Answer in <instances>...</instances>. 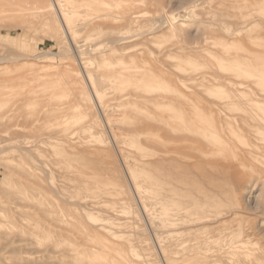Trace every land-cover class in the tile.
Listing matches in <instances>:
<instances>
[{
    "label": "rangeland",
    "instance_id": "obj_1",
    "mask_svg": "<svg viewBox=\"0 0 264 264\" xmlns=\"http://www.w3.org/2000/svg\"><path fill=\"white\" fill-rule=\"evenodd\" d=\"M0 210V264H264V0H0Z\"/></svg>",
    "mask_w": 264,
    "mask_h": 264
},
{
    "label": "bare ground",
    "instance_id": "obj_2",
    "mask_svg": "<svg viewBox=\"0 0 264 264\" xmlns=\"http://www.w3.org/2000/svg\"><path fill=\"white\" fill-rule=\"evenodd\" d=\"M49 7H51V8H54L56 11H57V13H58V15H59V18L61 19V18H63V19H66L65 18V11L63 10L61 13H60V5H59V3H57L56 1L54 2V3H52V2H50V5H49ZM46 10H48V9H46ZM45 11V10H44ZM51 10H49V12H50ZM64 21V20H63ZM65 26V25H64ZM65 28V27H64ZM63 30V29H62ZM66 32V31H65ZM67 33V32H66ZM120 40H122V39H120ZM168 118V117H167ZM158 120H160V119H158ZM163 120H164V118H163ZM142 122H144V121H142ZM258 125V124H257ZM164 155V154H163ZM199 155V154H198ZM160 160V159H159ZM169 160V159H168ZM163 161V160H162ZM215 161V160H214ZM159 162H161V161H159ZM158 162V163H159ZM143 198V197H142ZM204 205H203V207H213V205L212 204H209L208 202L206 203H203ZM235 209V208H234ZM237 210V209H236ZM233 211V210H232ZM2 213H3V210H0V216H3L2 215ZM229 213V212H228ZM149 215H152V214H149ZM232 216V215H231ZM209 217V216H208ZM207 217V218H208ZM147 218H149V217H147ZM231 218V217H230ZM223 219V218H222ZM9 221H8V223L7 224H3L2 223V221L0 220V244H2L3 243V241L4 240H6L7 239V233L6 232H3V229H2V227L3 226H5V227H8V226H13L14 225V221L13 220H10V219H8ZM223 220H225V219H223ZM219 219H215L214 221H211L210 219L209 220H207V222L205 223V225L204 226H211V225H215L216 223H219ZM157 233V232H156ZM195 237H196V235H195ZM245 240H242V241H239V242H236L235 244L237 245V244H241V245H244L245 244ZM9 243V242H8ZM7 243V244H8ZM10 244V243H9ZM13 245V244H12ZM202 245V244H201ZM233 246V245H232ZM232 248V247H231ZM236 248H238V246L236 247ZM161 249V248H160ZM234 249V248H233ZM217 253V252H216ZM162 254H163V252H162ZM215 254V253H214ZM213 254V255H214ZM220 256H222L221 254H219ZM163 257H165L164 255H163ZM165 259V258H164ZM164 261H166V260H164ZM255 262V261H254ZM246 263V262H245ZM258 264V263H257ZM262 264V263H261Z\"/></svg>",
    "mask_w": 264,
    "mask_h": 264
}]
</instances>
